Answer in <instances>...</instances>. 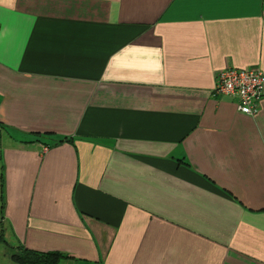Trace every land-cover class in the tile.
Wrapping results in <instances>:
<instances>
[{
	"label": "crops",
	"instance_id": "0c3cea01",
	"mask_svg": "<svg viewBox=\"0 0 264 264\" xmlns=\"http://www.w3.org/2000/svg\"><path fill=\"white\" fill-rule=\"evenodd\" d=\"M231 67L264 73V0H0L3 259L264 264V96L216 95Z\"/></svg>",
	"mask_w": 264,
	"mask_h": 264
},
{
	"label": "built area",
	"instance_id": "2783aa9c",
	"mask_svg": "<svg viewBox=\"0 0 264 264\" xmlns=\"http://www.w3.org/2000/svg\"><path fill=\"white\" fill-rule=\"evenodd\" d=\"M214 91L220 97L237 99L239 112L255 115L264 96V73L256 68H226L216 76Z\"/></svg>",
	"mask_w": 264,
	"mask_h": 264
},
{
	"label": "trees",
	"instance_id": "16d2710c",
	"mask_svg": "<svg viewBox=\"0 0 264 264\" xmlns=\"http://www.w3.org/2000/svg\"><path fill=\"white\" fill-rule=\"evenodd\" d=\"M1 126H4L3 124ZM62 140H69L63 138ZM3 231L0 233V241H4ZM70 256L62 251H39L25 247L24 245H18L11 252V259L16 264H60L63 259Z\"/></svg>",
	"mask_w": 264,
	"mask_h": 264
},
{
	"label": "rangeland",
	"instance_id": "374dc122",
	"mask_svg": "<svg viewBox=\"0 0 264 264\" xmlns=\"http://www.w3.org/2000/svg\"><path fill=\"white\" fill-rule=\"evenodd\" d=\"M0 167H1V161H0ZM4 248H5V244H0V264H8L5 258L3 259L2 251L4 250Z\"/></svg>",
	"mask_w": 264,
	"mask_h": 264
}]
</instances>
